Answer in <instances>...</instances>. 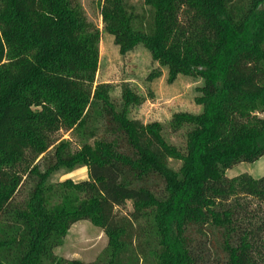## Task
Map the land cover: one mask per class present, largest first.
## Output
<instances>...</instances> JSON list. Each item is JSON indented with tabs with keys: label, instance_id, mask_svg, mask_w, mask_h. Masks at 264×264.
<instances>
[{
	"label": "trees",
	"instance_id": "16d2710c",
	"mask_svg": "<svg viewBox=\"0 0 264 264\" xmlns=\"http://www.w3.org/2000/svg\"><path fill=\"white\" fill-rule=\"evenodd\" d=\"M100 8L123 54L142 46L171 80L201 82L202 111L173 116L186 133L171 144L130 117L128 85L120 102L96 85L101 32L78 0H0V264H88L55 254L81 221L108 238L89 264H264V176H226L264 157V0ZM80 163L88 180L48 183Z\"/></svg>",
	"mask_w": 264,
	"mask_h": 264
},
{
	"label": "rangeland",
	"instance_id": "374dc122",
	"mask_svg": "<svg viewBox=\"0 0 264 264\" xmlns=\"http://www.w3.org/2000/svg\"><path fill=\"white\" fill-rule=\"evenodd\" d=\"M83 7L88 20L101 32L99 44L100 62L96 76V85L111 86V98L121 101L122 88L128 85L139 96L136 105L129 108L130 117L147 125L158 122L165 127L164 136L173 145H185L183 129L173 132L169 124L177 113L199 114L202 107L197 105L198 88L201 82H196L187 76H178L171 80L167 71L152 60L150 53L142 46L123 54L115 39L104 28L101 17L100 3L102 0H78ZM264 118V114H259ZM58 137L70 143L73 152L81 148L79 137L75 134L61 132ZM170 165L179 169L180 163L171 161ZM249 175L254 179L264 176V157L249 164L242 163L226 172L228 178ZM80 183L88 180V170L84 164L72 168H60L48 179L49 184L65 181ZM133 206L128 203L119 212L128 214ZM108 246V238L101 229L87 221L75 224L67 234L64 245L55 254L59 258L78 260L84 263L96 262Z\"/></svg>",
	"mask_w": 264,
	"mask_h": 264
},
{
	"label": "crops",
	"instance_id": "0c3cea01",
	"mask_svg": "<svg viewBox=\"0 0 264 264\" xmlns=\"http://www.w3.org/2000/svg\"><path fill=\"white\" fill-rule=\"evenodd\" d=\"M57 250V249H56Z\"/></svg>",
	"mask_w": 264,
	"mask_h": 264
}]
</instances>
